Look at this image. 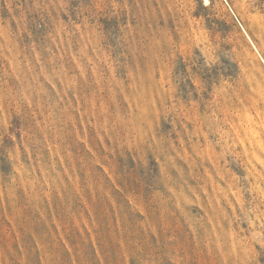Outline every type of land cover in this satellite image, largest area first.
Here are the masks:
<instances>
[{
    "label": "rangeland",
    "instance_id": "1",
    "mask_svg": "<svg viewBox=\"0 0 264 264\" xmlns=\"http://www.w3.org/2000/svg\"><path fill=\"white\" fill-rule=\"evenodd\" d=\"M0 264H264V0H0Z\"/></svg>",
    "mask_w": 264,
    "mask_h": 264
}]
</instances>
